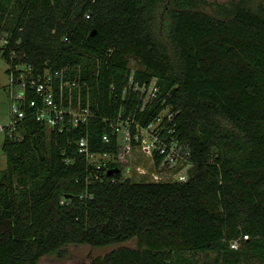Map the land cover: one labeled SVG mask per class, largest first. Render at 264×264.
Wrapping results in <instances>:
<instances>
[{
	"label": "trees",
	"instance_id": "16d2710c",
	"mask_svg": "<svg viewBox=\"0 0 264 264\" xmlns=\"http://www.w3.org/2000/svg\"><path fill=\"white\" fill-rule=\"evenodd\" d=\"M250 1L0 0L1 58L86 85L90 151L111 150L101 121L137 98L124 92L133 72L158 96L128 111L144 125L169 108L192 153L184 183L94 180L76 144L85 131H47L28 116L2 145L0 264L131 240L88 264H264V7Z\"/></svg>",
	"mask_w": 264,
	"mask_h": 264
},
{
	"label": "built area",
	"instance_id": "2783aa9c",
	"mask_svg": "<svg viewBox=\"0 0 264 264\" xmlns=\"http://www.w3.org/2000/svg\"><path fill=\"white\" fill-rule=\"evenodd\" d=\"M4 44V41L0 42L1 46ZM8 76L9 122L6 126H0V132L9 138H21L17 128L29 116L47 131H85L76 144L79 154L91 165L94 180H100V176L104 175L111 177V182H116L113 176L117 173L123 178L140 180V174L145 175V170H140L139 166L136 171L134 162L135 157L137 159L141 153L151 160L153 169L150 170L152 178L143 176L141 179L151 182L187 181L192 167V153L176 136L173 124L176 114L163 107L152 120L143 125L140 117L128 111L131 109L140 114V111L151 106L158 96L155 80L149 85L140 86L139 83H133V72L130 73L124 92L128 90L135 93L137 98L124 102L114 117L102 118L105 131L101 135V142L111 150L96 152L90 151L86 133L89 123L96 119V115L90 108L88 99L83 98L85 84L69 73L65 74L64 69H46L36 75L32 67L21 64L10 65ZM115 169V173L108 175V172ZM134 172L137 178L134 177ZM245 239L247 236L243 237ZM230 246L236 250L239 241L231 242Z\"/></svg>",
	"mask_w": 264,
	"mask_h": 264
},
{
	"label": "rangeland",
	"instance_id": "374dc122",
	"mask_svg": "<svg viewBox=\"0 0 264 264\" xmlns=\"http://www.w3.org/2000/svg\"><path fill=\"white\" fill-rule=\"evenodd\" d=\"M209 3H218V4H227L232 1L237 0H206ZM262 5L264 7V0H251L250 7L252 10H257V8ZM214 8L212 7H204L203 11L213 15ZM5 35H2V38ZM133 65L135 64L132 63ZM10 68V64L7 63L3 58L0 57V126H6L9 122V100H10V92H9V76L7 70ZM4 133L0 132V172L6 168V158L2 152V145L4 141ZM134 166H140V170H145V175L140 174L141 177H146L147 179L152 178L150 175V170L152 169L151 160L142 155L135 157ZM136 172H134V177L137 178ZM150 177V178H149ZM153 180V179H151ZM135 247L134 240H131L122 245H108L104 247H92L89 245H68L65 247L66 256L64 258H59L56 254L46 255L40 258L38 264H88L91 260L103 257L104 255L110 253L111 251L121 247Z\"/></svg>",
	"mask_w": 264,
	"mask_h": 264
},
{
	"label": "water",
	"instance_id": "95a60500",
	"mask_svg": "<svg viewBox=\"0 0 264 264\" xmlns=\"http://www.w3.org/2000/svg\"><path fill=\"white\" fill-rule=\"evenodd\" d=\"M33 147L35 149V151L37 152V156L39 158L40 161H43L45 158V154H44V150L42 149V147L36 142H33ZM117 170H112L110 172H108V175H111L113 173H115Z\"/></svg>",
	"mask_w": 264,
	"mask_h": 264
}]
</instances>
